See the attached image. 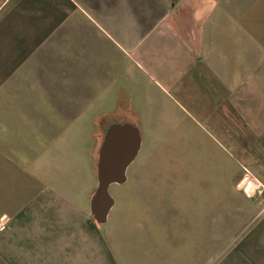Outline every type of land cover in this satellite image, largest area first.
Listing matches in <instances>:
<instances>
[{
	"label": "crops",
	"instance_id": "1",
	"mask_svg": "<svg viewBox=\"0 0 264 264\" xmlns=\"http://www.w3.org/2000/svg\"><path fill=\"white\" fill-rule=\"evenodd\" d=\"M88 108L109 109L72 121ZM136 108H184L210 135L190 140L219 168L199 217L182 216L175 173L155 171L177 132ZM112 124L118 155L137 136L110 185L120 197L132 182L142 220L113 191L104 219L91 210ZM199 225L194 264H264V0H0V264H166L156 248Z\"/></svg>",
	"mask_w": 264,
	"mask_h": 264
},
{
	"label": "rangeland",
	"instance_id": "2",
	"mask_svg": "<svg viewBox=\"0 0 264 264\" xmlns=\"http://www.w3.org/2000/svg\"><path fill=\"white\" fill-rule=\"evenodd\" d=\"M138 76L140 77V81H142L143 76L141 77V73H139ZM144 79L145 78H143V80ZM145 99L148 104L154 105H158L159 100H166L164 96H160L157 92L151 93L149 96H146ZM106 109L109 108H88L86 116L84 114L78 118H72V121H84V119L90 120L96 112ZM136 109L141 114L143 123L152 125V127L156 125V128L162 127V130L166 133L168 130H174V132H177L176 135L180 139L178 142V152L175 151V142L170 139L173 138V136H168L167 134L166 136L161 137H168L169 140L167 143L169 145L166 146V148L169 149L166 154H163L165 158L162 160L163 162L156 163L155 171L161 170V172L166 175H171L172 172L175 173V178L171 180L174 183V186L180 189L177 191L175 190L173 195L174 198L176 197V200L182 201V205L180 206L182 216L192 218L199 217L198 213L203 212L204 209H198V206L195 204H201L200 202L204 201L203 199L208 200L209 198L214 197V193L211 189L218 185V181L220 179L218 175L219 168L217 167V164H214L209 160L208 152L202 151L199 153L195 152V154L190 153V149L193 144L190 140L192 139L193 142H196L197 139L200 142H198L199 145L197 147H203L206 149L207 146H211V144H207L211 142L210 135H208V132L201 127L184 108ZM105 123L106 119H103V124ZM158 130H155V134L153 133V129L149 130V133L154 139H159L161 136L160 134H157ZM215 135L219 137V135ZM192 148H195L194 144ZM231 165L232 167H236L238 162L236 163L232 160ZM159 183L162 184L160 181H157L155 186L159 187ZM114 186V184L110 185L109 192L111 193L113 191L118 204L123 207L122 215L127 218H132L133 220H142L144 212L140 201L141 199L137 197L133 199L132 194H128L125 190L128 186H133L132 182L129 184H122L120 186V188L122 187L124 189V194L120 197L115 193ZM175 194L177 196H175ZM215 196L217 198V194H215ZM191 202H193L195 206L192 207ZM190 206L192 209H190ZM198 229V235H196L195 232L193 235L182 232V234L178 236L177 240H174L173 242L171 240H167L165 242V248L164 245H162V249L160 250L159 248H156L158 255L159 253H162L161 260L166 264H194L195 253L198 251L203 252V249L207 246V242L203 240V236L201 234V225L198 226ZM137 240H140V238H136L135 242H137ZM222 249V242H216L215 260H217L221 255ZM138 250L139 249L137 248L136 251Z\"/></svg>",
	"mask_w": 264,
	"mask_h": 264
},
{
	"label": "water",
	"instance_id": "3",
	"mask_svg": "<svg viewBox=\"0 0 264 264\" xmlns=\"http://www.w3.org/2000/svg\"><path fill=\"white\" fill-rule=\"evenodd\" d=\"M119 127L112 124L108 127L100 150L98 161V185L91 199V210L100 219H104L112 205V197L108 188L111 183H121L125 180V169L133 159L137 149V136L133 150L129 155H118L114 145L113 133Z\"/></svg>",
	"mask_w": 264,
	"mask_h": 264
}]
</instances>
